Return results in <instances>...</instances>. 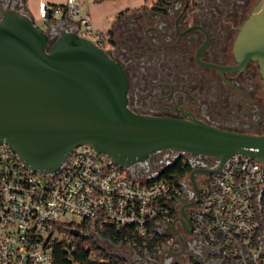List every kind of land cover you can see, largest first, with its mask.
<instances>
[{
  "label": "water",
  "instance_id": "1",
  "mask_svg": "<svg viewBox=\"0 0 264 264\" xmlns=\"http://www.w3.org/2000/svg\"><path fill=\"white\" fill-rule=\"evenodd\" d=\"M232 51L237 65L199 63L234 69L256 61L264 86V0L255 2L238 27ZM127 90L121 63L76 28L56 24L40 29L23 10L0 2V143L10 145L30 171L55 173L80 144L126 171L162 150L216 157L217 166L203 171L208 174L221 171L234 153L264 163V132L227 129L193 116L135 112L127 106ZM197 171L189 173L193 186ZM176 221L191 234L183 206L170 225L181 246L169 250L174 255L185 248Z\"/></svg>",
  "mask_w": 264,
  "mask_h": 264
},
{
  "label": "built area",
  "instance_id": "2",
  "mask_svg": "<svg viewBox=\"0 0 264 264\" xmlns=\"http://www.w3.org/2000/svg\"><path fill=\"white\" fill-rule=\"evenodd\" d=\"M83 1L51 6L40 0L36 15L45 24L53 12L63 14L80 35L104 48L109 37L81 12ZM263 186L264 163L234 153L221 171L209 175L199 201L188 210L191 234L206 242L219 263L264 264V224L257 208ZM183 189L178 179L137 178L88 144L73 148L55 173L42 174L24 167L15 150L0 143V264H55L57 247L72 264H103L107 258L99 250L138 253V242L145 247L156 237L163 239V248L175 241L170 225ZM161 225L168 231L162 234ZM106 228L123 229L124 242L105 240L110 249L102 247L96 239ZM83 234L93 236L98 249L77 247ZM82 248H87L84 259L75 256Z\"/></svg>",
  "mask_w": 264,
  "mask_h": 264
},
{
  "label": "flooded vegetation",
  "instance_id": "3",
  "mask_svg": "<svg viewBox=\"0 0 264 264\" xmlns=\"http://www.w3.org/2000/svg\"><path fill=\"white\" fill-rule=\"evenodd\" d=\"M162 1L163 12H130L113 26L117 35L115 41L112 37L107 52L127 74V106L144 114L187 119L193 116L227 129L264 132V86L257 62L249 60L242 68L234 69L199 63L223 67L238 64L232 51L233 41L257 0ZM0 2L19 8L14 0ZM55 35L57 32L52 33V38ZM179 158L191 167L188 180L192 169L199 170L194 173L196 186L188 181V187L183 189L181 207L188 218L191 206L187 203L199 201L210 175L203 171L217 166L216 157L162 150L129 169L149 177L152 170H163ZM176 225L182 232L178 221ZM182 234L184 239L188 236L183 252H169L181 250L175 238L156 253L138 255L132 264H170L165 262L177 260L182 253L188 255L185 264L210 263L211 250L192 234ZM104 248L110 249L107 244Z\"/></svg>",
  "mask_w": 264,
  "mask_h": 264
},
{
  "label": "trees",
  "instance_id": "4",
  "mask_svg": "<svg viewBox=\"0 0 264 264\" xmlns=\"http://www.w3.org/2000/svg\"><path fill=\"white\" fill-rule=\"evenodd\" d=\"M93 1L102 2V1H107V0H93ZM147 1H148V4L146 3V0H145V3H143L142 5L138 7H135L132 9H126L124 11L119 12L118 18L121 17L124 13L129 12V10H133V11L155 10L157 12L164 11V2L162 0H147ZM25 3H26V0H19L20 5L17 4L19 6L18 9L23 10V12L28 14L33 20L32 15L26 9ZM51 21H52L51 17L48 18L47 22L45 23L46 29L51 24ZM113 25L105 32V34L109 37L110 41H112V37H113ZM190 169H191L190 165L183 158H179L175 160L174 162H172L168 167L161 170L157 177L165 178L167 180H174V179H178L186 175ZM257 208H258V213L261 216V219L264 224V196H261L258 199ZM123 235H124L123 229L111 230V229L106 228L102 232L99 233L100 238L110 241L114 244H119V242H124ZM163 243H164L163 239L160 237H156L148 241L145 247L142 246L140 242H138V248H139L138 254L141 255L144 253H148V254L156 253L160 250ZM76 245L79 248L86 245L88 249H98L96 247L93 236L91 237L88 234H83L82 236L77 238ZM82 249H80L79 252L75 254V256L78 258L84 259L87 256V248L83 250ZM99 251H100L99 252L100 255H103L105 258H107V261H105L103 264H127V260L123 256L110 255V253H106V251L103 249ZM53 254H54L55 264H72L70 260L66 259V254L61 250V248H58V247L55 248L53 251ZM87 264H92V263H87Z\"/></svg>",
  "mask_w": 264,
  "mask_h": 264
},
{
  "label": "crops",
  "instance_id": "5",
  "mask_svg": "<svg viewBox=\"0 0 264 264\" xmlns=\"http://www.w3.org/2000/svg\"><path fill=\"white\" fill-rule=\"evenodd\" d=\"M18 5L19 4V0H14ZM40 0H26V9L28 10V12L31 13H35L36 14V6L37 3ZM47 3H49V5L51 6H55V5H62L65 0H44ZM112 0H107V1H102V2H93V3H87L85 1V3H83V5H85V11L91 12V15L89 13V16L91 18V22L92 25L95 29L100 30L102 32H106L110 27H112L113 24H115V22H117L118 19L122 18V16L128 15L129 12L124 13L121 17L118 18V14L119 12H116V7L112 5L111 3ZM50 16L52 21L50 25H56V24H60L61 27L67 28V29H73L76 26V23L70 19H68L66 16H64L63 14L60 13H52ZM49 25V26H50ZM48 26V27H49ZM114 26V25H113ZM113 43V42H111ZM264 192V186L262 187L261 191L259 192V196L261 197L262 194ZM159 231L163 234L164 232L168 231V228L165 227L164 225L159 226ZM198 241H200L202 244H204L206 247H208V249L211 250V255H210V263H204V264H221L219 263L217 257L215 256V253L213 252V250L206 244L205 241H203L200 238H197ZM120 254L125 257L126 254V260H127V264H130L132 261V263L135 262L136 257L139 255L138 253H130L128 251H124L122 249L119 250ZM146 254V253H144ZM141 254V255H144Z\"/></svg>",
  "mask_w": 264,
  "mask_h": 264
},
{
  "label": "rangeland",
  "instance_id": "6",
  "mask_svg": "<svg viewBox=\"0 0 264 264\" xmlns=\"http://www.w3.org/2000/svg\"><path fill=\"white\" fill-rule=\"evenodd\" d=\"M88 4L89 3H93L94 1L93 0H85ZM85 1L83 3H85ZM83 3L81 4L80 6V10L81 12L83 13H87L85 10V5H83ZM112 5L116 7V12H121V11H124L126 9H132V8H135V7H138L140 5H142L143 3H145V0H112L111 1ZM146 3L148 4V1L146 0ZM130 12H134L133 10H129V13ZM90 13L91 15V12H88V14ZM32 17H33V21L35 23L36 26H38L40 29H43L45 30L46 29V25L43 23V21L41 19H39L37 17V15L35 13H31ZM92 16V15H91ZM123 17V16H122ZM125 17V16H124ZM115 30V28H114ZM116 35H117V32L115 31V33L113 32V40L115 41V38H116ZM104 49L105 50H109V48H111L110 45H108L107 43H105L103 45ZM182 157L185 158V154H182ZM160 168H157L156 170H152V172H150V176H153V175H156L158 172H159ZM128 172L137 177V178H143L140 174H137L133 171H131L130 169L128 170ZM149 176V177H150ZM178 180L183 184V187L186 189L188 187V174L178 178ZM185 239H188V236L186 235L185 236ZM97 242L100 243V245L102 247H104L105 244H107V248L109 246L110 248V245L108 242H106L105 240L103 239H100L97 237ZM186 248L189 249V246H188V241L186 240ZM191 250V249H190ZM193 253V251H190ZM126 254H125V259H126ZM180 258H178L177 260L174 259L173 262H165V263H170V264H185L187 262V257L188 255L186 253H182L180 256ZM132 264V261H130Z\"/></svg>",
  "mask_w": 264,
  "mask_h": 264
}]
</instances>
